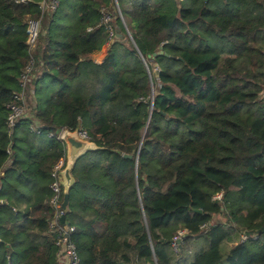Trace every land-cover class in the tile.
Wrapping results in <instances>:
<instances>
[{
	"label": "trees",
	"instance_id": "16d2710c",
	"mask_svg": "<svg viewBox=\"0 0 264 264\" xmlns=\"http://www.w3.org/2000/svg\"><path fill=\"white\" fill-rule=\"evenodd\" d=\"M20 1L0 0V264H59L50 184L67 147L48 133L79 127L108 148L73 172L81 264H264V0H58L34 53L41 133L26 119L10 134L27 19L41 16V0ZM103 9L123 38L98 64Z\"/></svg>",
	"mask_w": 264,
	"mask_h": 264
},
{
	"label": "built area",
	"instance_id": "2783aa9c",
	"mask_svg": "<svg viewBox=\"0 0 264 264\" xmlns=\"http://www.w3.org/2000/svg\"><path fill=\"white\" fill-rule=\"evenodd\" d=\"M27 0H21L20 2H26ZM19 2V1H17ZM39 9L41 10V16L39 18H29L28 19V39L27 43L29 45V54L31 55L28 63L23 68L20 79L19 88L13 93L12 100L7 104V121L6 125L10 134L13 133L15 127L23 120L30 119L33 121L31 130L37 134L41 133V123L34 116V109L36 107V97L34 83L38 78L41 71L43 63L36 61L34 58V53L37 48V44L40 37V29L42 27L43 18L46 14L55 12L59 6L58 0H41L38 2ZM117 9L121 13L120 7L117 4ZM103 20L105 21L106 28L109 32V44H112L118 39L117 34L111 24L112 15L107 10L103 9ZM264 99V90L261 94ZM66 128H61L55 132L48 133L51 138H56L62 140V134ZM79 135L83 139L92 140L88 131L79 127ZM7 153L12 155V146L10 145L7 149ZM67 161V156L61 158L53 167L51 177L52 182L50 188L52 190V197L50 200L51 206L54 209V216L49 222V234L55 235V245L58 249L57 257L59 264H81L82 260L79 255L77 246L72 239V235L75 232V227L66 223L61 222V216L63 214V176L62 170L64 169ZM12 163L11 157L7 161V166ZM4 175V170L0 172V176ZM223 192L217 193L214 198L221 200ZM211 224H204L201 228L209 229ZM184 231H179L177 235L173 238V245L178 248L180 244L178 241L182 240L184 236ZM254 235L252 238H256ZM249 239V235L242 232L240 235V241L246 242Z\"/></svg>",
	"mask_w": 264,
	"mask_h": 264
},
{
	"label": "water",
	"instance_id": "95a60500",
	"mask_svg": "<svg viewBox=\"0 0 264 264\" xmlns=\"http://www.w3.org/2000/svg\"><path fill=\"white\" fill-rule=\"evenodd\" d=\"M121 15H122V12H121ZM122 17H123V15H122ZM124 22H125V25L127 28L128 26H127L125 19H124ZM127 31H128L127 32L128 35L131 39V42L135 46L140 57L144 60L147 69L149 70V66L147 65L145 57L141 53L139 47L137 46L136 42L134 41V39H133L128 28H127ZM118 37L123 38V34L118 33ZM163 53H164V51L160 50L159 52L154 53V57L161 55ZM151 84H152L151 89H152V107H153V102H154V97H155V89H154L153 81ZM149 120H150V118H149ZM148 123H149V121H148ZM62 140L67 147V161H66V165H65L64 169L62 170L64 197H63V203H62L63 214L61 216V222L62 223H68L66 221V218H67V213L69 211L68 205H69V199H70V191L76 182V179L73 175V172L77 166L78 161L81 158L88 155L89 153L107 151L108 148L104 145L98 144L96 141L81 138L79 135V128H76L75 130L65 129L63 134H62ZM142 142H143V139L140 143L139 151L141 149ZM139 151H138L137 156H136V176H137V166H138V161H139ZM125 157L132 158V155H125ZM137 186H138V180H137ZM139 200H140V205L142 206V199H141L140 192H139ZM197 211L202 213L203 209H198ZM178 242L181 243V240ZM155 264H157V262Z\"/></svg>",
	"mask_w": 264,
	"mask_h": 264
},
{
	"label": "crops",
	"instance_id": "0c3cea01",
	"mask_svg": "<svg viewBox=\"0 0 264 264\" xmlns=\"http://www.w3.org/2000/svg\"><path fill=\"white\" fill-rule=\"evenodd\" d=\"M110 45L111 44L107 43V44H105L103 46V48L101 50H99V51L94 52L93 54H91V56H90L91 59L94 62H96L98 64H101L104 61V59L107 56V54H108V51L110 49ZM190 245H191V243H190ZM227 245L231 246L232 244L231 243H228ZM192 246H193V249L194 250H197L201 246V241L200 242L198 240L193 241Z\"/></svg>",
	"mask_w": 264,
	"mask_h": 264
},
{
	"label": "rangeland",
	"instance_id": "374dc122",
	"mask_svg": "<svg viewBox=\"0 0 264 264\" xmlns=\"http://www.w3.org/2000/svg\"><path fill=\"white\" fill-rule=\"evenodd\" d=\"M45 18V17H44ZM44 18H43V22H44ZM28 20V19H27ZM27 22V21H26ZM46 29V27H44V25H43V23H42V27H41V29H40V33L42 34V33H44V30ZM17 32L19 33V34H23V29H22V27H18V29H17ZM126 45L127 46H129V44L126 42ZM139 55V54H138ZM153 67H154V72L156 73V76H157V74H158V72H159V66L157 65V64H155V63H153ZM154 84V83H153ZM160 86H161V84L158 82L157 83V85L156 84H154V89H155V95L158 93V89L160 88ZM90 157V155H87V156H85L83 159H81V161L83 162L85 159H88Z\"/></svg>",
	"mask_w": 264,
	"mask_h": 264
}]
</instances>
